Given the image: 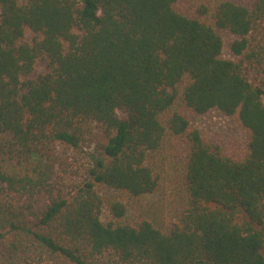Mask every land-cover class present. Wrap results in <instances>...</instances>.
<instances>
[{
	"label": "trees",
	"instance_id": "obj_1",
	"mask_svg": "<svg viewBox=\"0 0 264 264\" xmlns=\"http://www.w3.org/2000/svg\"><path fill=\"white\" fill-rule=\"evenodd\" d=\"M0 264H264V0H0Z\"/></svg>",
	"mask_w": 264,
	"mask_h": 264
},
{
	"label": "rangeland",
	"instance_id": "obj_2",
	"mask_svg": "<svg viewBox=\"0 0 264 264\" xmlns=\"http://www.w3.org/2000/svg\"><path fill=\"white\" fill-rule=\"evenodd\" d=\"M237 1L243 3L252 2V0ZM179 7L185 10L187 8L186 2H182ZM223 36L225 39L224 56L232 58L233 54L229 49V43L233 40V36L228 32H223ZM28 37L31 39V32H28ZM188 115L194 126L199 128L208 139L220 143L229 154L241 156L244 153L248 141V132L235 117L226 116L218 110H212L203 115L193 113H188ZM181 173V167L172 166L164 175V180L158 192L138 199L126 197L125 201L128 203L129 217L134 216L138 212L153 216V213H149L150 209L160 203L162 199L177 197L182 187ZM103 218L107 219L108 214L105 213Z\"/></svg>",
	"mask_w": 264,
	"mask_h": 264
}]
</instances>
